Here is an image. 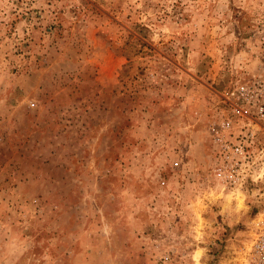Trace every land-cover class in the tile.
<instances>
[{
  "label": "rangeland",
  "instance_id": "1",
  "mask_svg": "<svg viewBox=\"0 0 264 264\" xmlns=\"http://www.w3.org/2000/svg\"><path fill=\"white\" fill-rule=\"evenodd\" d=\"M263 30L264 0H0V264H242L258 187L209 176V128Z\"/></svg>",
  "mask_w": 264,
  "mask_h": 264
},
{
  "label": "built area",
  "instance_id": "2",
  "mask_svg": "<svg viewBox=\"0 0 264 264\" xmlns=\"http://www.w3.org/2000/svg\"><path fill=\"white\" fill-rule=\"evenodd\" d=\"M260 42L264 44V30ZM209 139L207 172L213 180L228 188L258 187L262 206L253 219L242 264H264V64L240 72L231 82L210 124Z\"/></svg>",
  "mask_w": 264,
  "mask_h": 264
},
{
  "label": "bare ground",
  "instance_id": "3",
  "mask_svg": "<svg viewBox=\"0 0 264 264\" xmlns=\"http://www.w3.org/2000/svg\"><path fill=\"white\" fill-rule=\"evenodd\" d=\"M238 202H239V205L243 204V198L241 197V195L238 197Z\"/></svg>",
  "mask_w": 264,
  "mask_h": 264
}]
</instances>
